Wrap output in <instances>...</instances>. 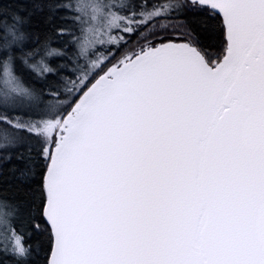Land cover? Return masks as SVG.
I'll list each match as a JSON object with an SVG mask.
<instances>
[{"label":"snow or ice","instance_id":"1","mask_svg":"<svg viewBox=\"0 0 264 264\" xmlns=\"http://www.w3.org/2000/svg\"><path fill=\"white\" fill-rule=\"evenodd\" d=\"M0 264H264V0H0Z\"/></svg>","mask_w":264,"mask_h":264}]
</instances>
